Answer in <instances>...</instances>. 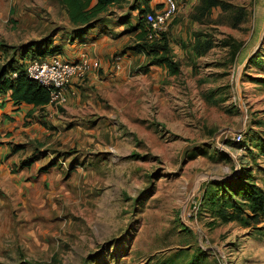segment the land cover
I'll list each match as a JSON object with an SVG mask.
<instances>
[{"label":"rangeland","instance_id":"rangeland-1","mask_svg":"<svg viewBox=\"0 0 264 264\" xmlns=\"http://www.w3.org/2000/svg\"><path fill=\"white\" fill-rule=\"evenodd\" d=\"M222 1L246 10L238 28L220 9L193 23L198 1L179 0L166 32L176 73L131 51L134 34L103 31L105 60L124 61L104 88L0 120V264H158L197 245L204 264H264V221L222 224L199 202L246 170L264 191V1ZM66 25L57 0H0V66L52 32L65 44ZM197 42L211 48L197 56ZM36 150L48 157L17 170Z\"/></svg>","mask_w":264,"mask_h":264},{"label":"trees","instance_id":"trees-1","mask_svg":"<svg viewBox=\"0 0 264 264\" xmlns=\"http://www.w3.org/2000/svg\"><path fill=\"white\" fill-rule=\"evenodd\" d=\"M59 5L65 10L69 23L76 28L75 31L84 30L88 27H93L96 20L101 21V16L106 14L110 7L129 6L130 10L137 11L136 24L129 26V29L124 33L134 34L136 47L130 48L136 54H145L150 58L149 65L164 66L171 73L177 72V63L173 62V56L170 52L166 32L160 35L156 41H147L149 27L145 21V15L153 12L155 9L150 8L149 4L152 0H57ZM198 5L194 12L190 15V21L197 24H203L204 20L208 19L211 11L220 9V13L228 16V24L231 28H238L241 25L247 12L245 9L234 6L222 0H197ZM162 5V4H161ZM157 5L155 8L161 7ZM73 34V33H72ZM199 39V36L196 37ZM152 43L151 46H145L146 42ZM233 54L237 50V46L230 44ZM50 37L42 39L41 42H32L27 45L22 54L17 57L16 51L12 53L8 61L0 66V98L7 99L14 105L25 104L32 109L27 113L28 117L32 116L34 110L45 111L49 104V93L40 87L37 83L29 80L26 75V67L34 61H45L51 57H58V48H51ZM211 48L210 42H197L192 49L193 52L199 55L205 54ZM256 60V59H255ZM259 63V61H258ZM257 64V63H256ZM257 65H260L257 64ZM16 73V77L12 78V74ZM264 87V78L260 80ZM2 102V103H3ZM243 141L241 142V144ZM241 144H239L241 146ZM243 146V145H242ZM264 146V144H263ZM22 150L21 145H16L11 148V153L16 154ZM42 151L36 150L35 153L21 161L17 165V170L29 168L37 159V156L48 157L47 154H42ZM39 158V157H38ZM65 157H60L57 152L50 156L48 166L41 171L59 166V161ZM16 171V170H15ZM46 172V171H45ZM250 171H243L241 174L232 175L228 180L210 181L212 192L203 196L200 202L202 207L209 208L214 218L222 224L232 222L241 223L243 226L257 225L264 221V191L258 188L252 181ZM183 230L192 233L183 226ZM175 252V251H174ZM189 253V260H185ZM206 253L199 248H180L175 253H172L169 258H163L158 264H204Z\"/></svg>","mask_w":264,"mask_h":264},{"label":"crops","instance_id":"crops-1","mask_svg":"<svg viewBox=\"0 0 264 264\" xmlns=\"http://www.w3.org/2000/svg\"><path fill=\"white\" fill-rule=\"evenodd\" d=\"M58 3V1H57ZM162 0H152L149 4L150 8H154L157 5H161ZM61 7V6H60ZM62 8V7H61ZM63 12L65 13V19H66V28L65 31L67 33L68 39L63 41V44H58V37L57 32H52L51 34H48L45 36L50 37L51 40V48H60L58 51V55L62 60L72 62L74 60H77L79 55L81 53H85L89 56L91 59H96L100 62L101 67L97 71H93L85 80V82L77 83L74 82L70 86V91H73L75 94L74 96H71L67 102V104L63 105H70L71 108H74V104L77 106L80 105V102H82L83 96L85 97L88 95V91L94 89L95 87H98L99 89L104 88V84H100L101 81H99V77H101L102 80L106 81L111 76H117L122 71V64L124 63L123 59L121 58L120 66L121 68L119 70L115 69V61H112V64H109L105 60V56L108 54V51H106L104 47V41L108 39V34H104L106 32H109L110 35L112 33L119 32L116 34V37H121L129 29V26H134L136 24V17H137V11L130 10L129 6H123V7H110L108 12L104 15H102L101 21L96 20L94 22V30L95 33L92 35V37L89 39H85L83 42H80L77 39L71 40L69 35L73 33L74 30H76L75 27H73L69 23V19L67 18L65 10L62 8ZM52 21V18H51ZM55 18L52 21L53 24H55ZM56 28V26L54 27ZM113 36V35H112ZM111 36V37H112ZM44 39V38H43ZM36 40V39H35ZM42 39H40V42ZM104 50V51H103ZM3 100L0 98V120H4L8 116V118H14L17 119L23 118L25 114L27 115L28 112L32 109L30 106L21 104V105H14L10 101H7V99ZM61 107V106H59ZM56 108H51L50 106H47L45 110H50L54 113ZM24 110V111H21ZM23 112L25 114H23ZM39 111L34 110L32 113V116H35ZM1 116H4V118H1ZM38 120V119H37ZM42 124H44V121H41Z\"/></svg>","mask_w":264,"mask_h":264},{"label":"built area","instance_id":"built-area-1","mask_svg":"<svg viewBox=\"0 0 264 264\" xmlns=\"http://www.w3.org/2000/svg\"><path fill=\"white\" fill-rule=\"evenodd\" d=\"M264 1V0H263ZM179 0H162L161 7L145 15V21L149 27L147 41L153 42L165 33L178 13ZM115 69L121 68V58L115 60ZM101 64L96 59H91L85 53H81L77 60L72 62L62 60L58 57H51L45 61H34L27 65V78L49 93L50 107H58L67 104L69 98L74 96L70 86L74 83L84 82L93 72L99 70ZM12 78L16 77L13 73ZM242 135H235V141L240 142Z\"/></svg>","mask_w":264,"mask_h":264}]
</instances>
